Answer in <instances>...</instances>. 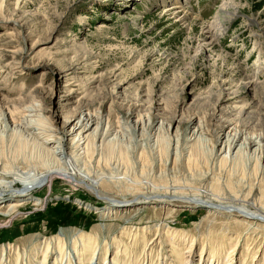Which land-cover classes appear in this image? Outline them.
<instances>
[{
  "label": "rangeland",
  "instance_id": "1",
  "mask_svg": "<svg viewBox=\"0 0 264 264\" xmlns=\"http://www.w3.org/2000/svg\"><path fill=\"white\" fill-rule=\"evenodd\" d=\"M221 9L228 14L224 18ZM5 35L0 42V115L6 113L8 123L0 124V182L15 181L17 190L33 188L32 199L0 208V252L7 248L11 264L17 252L19 261L37 264L43 244L49 241L55 248L58 236L70 253L50 255L48 264H75L71 242L82 232L97 237L101 264L117 248L133 251L135 264H176L182 256L171 246L172 230L195 238L189 254L193 264H209V244L222 254L230 252L222 234L247 235L248 247L264 254V230L254 224L246 230L234 213H225L247 205L264 216L263 160L259 154L250 157L252 151L237 161L233 155L226 159L210 143L199 145V156L189 154L196 140L188 121L205 122L213 133L233 121L244 137H264V0H0V37ZM40 88L68 96L66 116L80 110L104 115L98 127L104 141L96 140L85 152L63 143L77 178L89 180L98 192L72 179L37 184L44 172L40 165H50L51 158L32 145L20 150L26 136L36 138L22 132L24 112L18 107ZM171 120L179 121L178 129L167 131ZM132 121L141 122L134 127ZM160 124L167 132L163 140L156 136ZM22 176L29 177L28 184ZM3 194L2 201L17 200ZM190 198L227 209L194 208ZM243 236L231 264L241 262ZM202 241L205 258L199 262Z\"/></svg>",
  "mask_w": 264,
  "mask_h": 264
},
{
  "label": "bare ground",
  "instance_id": "2",
  "mask_svg": "<svg viewBox=\"0 0 264 264\" xmlns=\"http://www.w3.org/2000/svg\"><path fill=\"white\" fill-rule=\"evenodd\" d=\"M223 15L224 16L228 15L225 9H221L220 10L219 16L223 17ZM219 16L217 17L218 18L217 22L219 24L218 23H214L215 26L220 25ZM175 18H177V17H175ZM9 19H11V21L13 23H16V25L18 24L19 26L20 25L23 26V24H21L20 20H17L16 18H13V17H10ZM8 21H10V20H8ZM212 27H214V26H212ZM211 35H212L211 32H209L208 36H207V39L210 41V44H211V42H213V40H212L213 35H212V37H211ZM5 38H6V35L0 37V42L2 43L4 40L7 39V38L6 39ZM14 54L15 53H13V55ZM18 54H20V53H18ZM14 61L16 62V60H14ZM14 61H13V63H14ZM13 66L14 65L12 63L9 65V67L11 69H12ZM45 68H47V70L49 72H52V70L49 69L48 66H46ZM6 80L7 79H5V81ZM253 83L255 84V82H253ZM253 83H252V85H253ZM255 86H256V84H255ZM113 92H116L115 88L113 89ZM1 93H2V89H0V98L2 100V98H4V96L2 97ZM29 96H31V98H30L31 100L26 102V103L21 101L24 104H20L19 107H18V112H19L20 107H21V111L24 112V118H23V120H21L22 121V123H21L22 126L21 125L20 126L22 128V132H25L27 134H31L36 139L35 140L32 139V137L30 135H29L30 137L26 136V138H24V136H23L24 134H22L21 137H22V139L24 138V144H23L24 149H20V150H25V149L27 150V148L32 145L33 147H38V148L43 149L45 151V154L47 156L49 155V157L51 158V164L50 165L46 166V164L44 163L45 161L42 162L43 165H40L41 168H44L42 170L44 172L41 174V178L39 180H37V184L38 185H43V184L45 185V184H47V182L51 183V181L56 177V178H61V179H64V180H71L72 179L73 180L72 182L76 183L75 185L79 184L77 186H82L83 188L86 187V189H88V190L97 191L96 188L93 187L94 185L92 186V184H90L88 182L89 180L81 179L80 177L77 178V175L72 170V166L70 167V163L71 162H69L66 159V157H65L66 154H65L64 149H63V143L65 141H69V143L72 144L76 148H82L83 147L82 150H84V152H85V151L89 150L90 146L93 143H95L96 140H101V142L104 141L105 139L101 136V138H103V140H102L100 138V134H98L100 132V131L98 132V127H99V124H101V122H102L101 120H102V117L104 115L101 116V114H100V115L92 116L90 114H86L85 113L86 111L84 112V110H80L78 112L74 111L73 113H66L68 116L64 115V109L65 108H69V105L66 102H69L70 99L67 98L68 96L67 97H63V98L58 97L55 94V89L53 91V88L49 89V90L40 88L39 90L34 91V94L29 95ZM46 101L50 102L51 105L47 106L46 103H45ZM66 105H68V107ZM216 105H217L216 108L219 110V112L224 111V108L221 107L220 104H216ZM15 110H17V107L15 108ZM214 111H216V110H214ZM18 112H15V113H18ZM5 114H1L0 115V124H2V125H4V124L6 125L8 123L6 121V117H5L6 115ZM62 115H63V118H62ZM109 116L110 115L107 114L108 118H109ZM105 117H106V115H105ZM31 118H34V120L32 119L33 122H31ZM27 119H29L30 121H28ZM61 119H63V120H61ZM99 121H101V122H99ZM188 121H190L189 122L190 129H192L191 138L196 140L195 141V145L192 146V148L190 150L191 152H189V154L190 153H198V147H199L200 144L202 145L203 143H210L211 146H212V149L214 150L216 147H218L219 148V150H218L219 154L222 153L223 155H225L226 159H227L228 155H233L234 156L233 158L236 160V157L237 156L238 157L239 156L242 157L244 152H245V155H246L247 152L252 151L251 155L249 154L250 157L253 156V155L259 154V158L263 160L262 164L264 166V137H262L260 135L257 136V137H248V135L244 137L245 134L243 135V133H241L237 129V127H236V125H234L233 121H230L228 123H225V124L221 125L219 127V129L215 133H213L212 131L210 132L209 130L205 129V127H206V123L205 122L196 123V122H194V119L193 120L190 119ZM140 122L141 121H132L134 127H138ZM194 123L196 124L195 126H194ZM178 124H179V121L173 120L172 122L167 124V126L166 125L165 126L167 128V131L173 129L174 126H175V130H176V129H178V127H177ZM117 125H119V124H117ZM192 125H193V127H192ZM104 127H105V125H104ZM151 129H154V128H151ZM162 129H163V126L161 124L156 129L157 132H158V135H156L158 137V140H163V138H165V137H163V135L164 134L166 135V133H167V132L163 133ZM108 133H111V132H108ZM155 133H154V135H155ZM205 134L210 136V138L209 139L206 138ZM18 135H19V133H18ZM58 136L60 137L59 139H58ZM21 137H20V139H21ZM166 138H167V136H166ZM52 139H56V141L58 142V143H56V146L54 144V140H52ZM158 140L157 141L154 140V142L156 141L157 144H158ZM110 141H112V140H110ZM159 143L162 144L161 142H159ZM193 143H194V141H193ZM102 144H104V143H102ZM100 145L101 144H99V146ZM18 148H20V146ZM187 148H189V147H187ZM15 149L17 150V148H15ZM103 149H104V147H103ZM199 149H200V147H199ZM113 150H114V148H113ZM30 151H32V150H30ZM199 153H198V156H199ZM187 154H188V152H187ZM71 156H70V159H71ZM8 159H10V158H8ZM34 159H35V157H34ZM222 162L224 163V161H222ZM73 167H75V166L73 165ZM254 169H255V167H254ZM5 171H6V169H5ZM21 171H22V169H21ZM9 176H11V175H9ZM13 178H14V176H13ZM15 178L19 179L18 177H15ZM21 178H22V182H24V183H27L30 180L28 176H22ZM1 186H2V189L4 188V192H2L0 194L1 195L0 208L3 206V207H7V209H9L10 207L14 208V207L18 206L17 204H14V203H16V202L18 203L20 201H24V198H29L30 194H31V191L33 189L31 185H27V186L23 187L21 190L14 189L15 181H12V180L8 181V182L7 181L6 182H4V181L0 182V189H1ZM3 193H9V194L11 193L12 195H14L13 197L16 198L17 200L2 201L3 200L2 196H4ZM29 199H32V198L30 197ZM5 203H7V205H5ZM35 203L38 204L39 201H35ZM189 204L192 205L194 208H202V209H205L207 211H218L221 208H224L223 205H220V204L218 205L217 203L215 204L214 202H212L210 200H202V199H199V198H190ZM41 206H42V204H41ZM246 206H239L236 211H230V212L226 211L225 213H227V214L228 213L229 214L234 213L235 215H232V216L240 218L239 221L242 223L241 225L243 227H245L246 230L250 229V227L252 228V225L254 224L253 226L257 227V229L258 228H262L261 230L263 231L264 230V216L259 214V212L257 213V212L252 211L250 209V206L248 208ZM227 207L228 208H232L230 206H227ZM113 208H116V210H117V208H119V206H116V207L113 206ZM224 209H227V208H224ZM257 209H258V207H257ZM7 213H8V211H7ZM9 214L11 215V212H9ZM254 222H256V223H254ZM247 226H249V227H247ZM137 230H139V229H137ZM143 230H145V228ZM143 234H145V233H143ZM136 235H137V233H136ZM222 235H223V238L227 239L226 241H228V243H229L230 252L228 254H226V253L222 254L223 253L222 251H219L216 248H213L216 244L215 245L209 244V246H208L209 250H207L209 264H218L219 260H221L223 258H224V260L221 261L222 264H231L232 261L235 259L234 255H235V252H238V250H239L238 249V244L240 243V240H241L243 235H236L235 237L227 236L225 234H222ZM169 236L170 237L172 236L171 237L172 238L171 246L173 248L177 249V251L180 252L181 256H182V259L178 260V262L176 264H193V260L190 259L189 254H191V251L193 249V245L196 243L195 242V238L194 237H188V235L186 233H184V232H178V231H173V230H172V232H171V234ZM96 239H97V237H95V235L92 236L90 233H85V232H82L80 234V236H78L74 240L72 239V242H71L72 245H71V249L70 250H72V252L73 251L76 252L77 256H76L75 264H85V263H88V264H101L99 262L98 257H96V254H95V252L97 250L96 249L97 246L94 247V244H97ZM243 239L245 240L243 242L245 244V245H243L245 249H243V252H242L244 254L240 255V258H238L239 261L241 259V262L239 264H252L253 261H251V263L250 262L248 263V260H247L248 257L251 260H254L255 262H257L258 264H263L264 263V254H260V253H262V250H259V249H257L256 251L251 250L248 247V244H246L249 241L250 238L246 235L245 237L243 236ZM56 240H57V244H56L55 248L52 247V243L49 242V241H46L43 244V249L44 250H43V253L41 255L42 258L38 261L39 264H48V260H49L48 257L50 255H54V254H58L57 256L62 257V258L68 257L67 254L70 253V251H68V253L66 252L68 249L66 248L67 246L65 247V244H62L63 243V237L62 236H58L56 238ZM186 240H187L188 244H184V242ZM168 241L169 240H167V242ZM180 242H182V244H180ZM217 243L219 244V242H217ZM77 244L81 248V249H79V251L76 250L77 249L76 248ZM202 244H203V246L201 247L202 249L200 250V253H199V262H200V260H202V259L204 260V258H205L203 256V252H204V248H205L204 247V241H202ZM107 245H108V243H105V245H104L105 249H106ZM226 245H227V243H226ZM146 246L147 245H145V247ZM183 246H186L184 248L187 251L186 254H184V253L182 254V247ZM218 248H219V246H218ZM6 249L2 246V249H1V252H0V264H7V263L11 264L10 260H9L10 256L6 254ZM4 254H6L7 256L4 255ZM114 254H117L119 256H120V254H122L124 257L127 258V260L125 261L124 258H123V260L122 259L118 260V259L114 258L115 257ZM133 254H135V253L133 251H131V250L124 249V250L120 251L119 248H117V249L114 250V252H112V253H108L107 252L105 254V257L109 256L111 258L108 259L107 263H103V264H135V262H137L136 259L138 258V256L137 257L135 256V258L131 259L130 255H133ZM138 255H140V254H138ZM146 255L148 257H152V256H150L151 255L150 252L148 254H146ZM88 256H89V258H88ZM222 256H223V258H221ZM144 257L145 256H143V258ZM21 259H23V258H20V261H19V254L17 252L16 253V257H15V261H14V263L12 262V264H25L26 263V259H23L25 261L23 263L21 262ZM106 259L107 258L103 259V261L105 262ZM64 261H65V259H64ZM160 262L162 263V260H160ZM52 264H56V262H54V260H53ZM67 264H70V262L68 261Z\"/></svg>",
  "mask_w": 264,
  "mask_h": 264
}]
</instances>
